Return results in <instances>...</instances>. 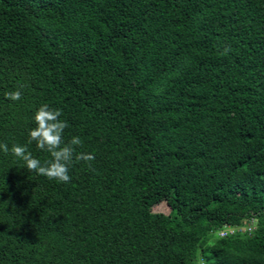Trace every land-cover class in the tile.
<instances>
[{"label": "trees", "instance_id": "trees-1", "mask_svg": "<svg viewBox=\"0 0 264 264\" xmlns=\"http://www.w3.org/2000/svg\"><path fill=\"white\" fill-rule=\"evenodd\" d=\"M45 103L95 159L0 152V264H264V0H0V143L42 164Z\"/></svg>", "mask_w": 264, "mask_h": 264}, {"label": "clouds", "instance_id": "clouds-1", "mask_svg": "<svg viewBox=\"0 0 264 264\" xmlns=\"http://www.w3.org/2000/svg\"><path fill=\"white\" fill-rule=\"evenodd\" d=\"M228 49H225L227 52ZM21 91H11L5 93V98L10 101H19ZM62 112L58 109H52L48 104H42L33 115L35 124L28 132L26 144L35 143L38 150L50 155L41 163L34 158L26 146L14 144L11 148L7 143H0V152L5 155H11L24 162V166L30 173L43 176L48 180H54L57 183L67 184L71 181L69 168L75 163L84 162L91 168V162L95 159L93 154L77 152L76 148L82 145L80 137L73 136L67 143L64 140V130L69 127L66 121L60 119Z\"/></svg>", "mask_w": 264, "mask_h": 264}, {"label": "rangeland", "instance_id": "rangeland-1", "mask_svg": "<svg viewBox=\"0 0 264 264\" xmlns=\"http://www.w3.org/2000/svg\"><path fill=\"white\" fill-rule=\"evenodd\" d=\"M153 211L165 213L167 211V209H166V206L162 203V204L155 206L153 208ZM253 226H254L253 224L248 223L245 226H243L242 228H240V231L249 230V229L253 228ZM218 234L220 235V232Z\"/></svg>", "mask_w": 264, "mask_h": 264}, {"label": "built area", "instance_id": "built-area-1", "mask_svg": "<svg viewBox=\"0 0 264 264\" xmlns=\"http://www.w3.org/2000/svg\"><path fill=\"white\" fill-rule=\"evenodd\" d=\"M229 232L232 233L233 232V229H229ZM225 233H226L225 231H223V232L221 231L220 232V236L224 235Z\"/></svg>", "mask_w": 264, "mask_h": 264}]
</instances>
